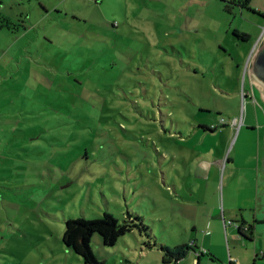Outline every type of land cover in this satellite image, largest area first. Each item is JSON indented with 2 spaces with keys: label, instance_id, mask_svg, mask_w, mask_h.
Masks as SVG:
<instances>
[{
  "label": "rangeland",
  "instance_id": "374dc122",
  "mask_svg": "<svg viewBox=\"0 0 264 264\" xmlns=\"http://www.w3.org/2000/svg\"><path fill=\"white\" fill-rule=\"evenodd\" d=\"M221 4L0 0L17 26L0 31V264H84L66 221L127 212L148 230L113 247L95 234L100 264H176L162 247L195 235L175 202L189 180L180 152L197 142L181 135L245 111L244 72L208 66Z\"/></svg>",
  "mask_w": 264,
  "mask_h": 264
},
{
  "label": "crops",
  "instance_id": "0c3cea01",
  "mask_svg": "<svg viewBox=\"0 0 264 264\" xmlns=\"http://www.w3.org/2000/svg\"><path fill=\"white\" fill-rule=\"evenodd\" d=\"M221 1L218 22L225 39L216 35L204 43L211 49L208 66L236 67L238 77L244 72V88L233 95L244 102L245 111L224 126L220 119L203 121L187 137L181 135L185 144L197 142L180 152L186 155L189 180L175 202L184 208L195 235L179 262L264 264V0ZM212 125L217 132L207 130Z\"/></svg>",
  "mask_w": 264,
  "mask_h": 264
},
{
  "label": "trees",
  "instance_id": "16d2710c",
  "mask_svg": "<svg viewBox=\"0 0 264 264\" xmlns=\"http://www.w3.org/2000/svg\"><path fill=\"white\" fill-rule=\"evenodd\" d=\"M16 27L9 18L0 14V31L3 29L15 30ZM207 130L214 132L209 127ZM135 230L139 232L148 230L140 216H134L127 212L124 221L121 223L112 214L104 213L102 217L94 220L78 218L66 221L63 242L68 249L83 259L84 264H100L91 248V240L95 234L101 237L105 247H113L121 237ZM239 231L241 235L250 239L241 228H239ZM246 232L252 235L251 229ZM162 250L165 251L164 262L170 263L171 260H174L177 264L187 256L191 247L189 245L178 246L174 249L162 247ZM167 257L172 259L167 260Z\"/></svg>",
  "mask_w": 264,
  "mask_h": 264
},
{
  "label": "built area",
  "instance_id": "2783aa9c",
  "mask_svg": "<svg viewBox=\"0 0 264 264\" xmlns=\"http://www.w3.org/2000/svg\"><path fill=\"white\" fill-rule=\"evenodd\" d=\"M263 33H264V29H263ZM220 124L222 125V126H224L226 123H225V120L222 118L221 120H220ZM211 130H214V131H216V130H218L219 129V127L218 126H216V125H212V126H210L209 127Z\"/></svg>",
  "mask_w": 264,
  "mask_h": 264
}]
</instances>
